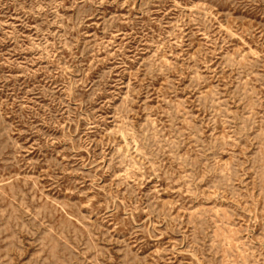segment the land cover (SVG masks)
Returning <instances> with one entry per match:
<instances>
[{
	"label": "rangeland",
	"instance_id": "1",
	"mask_svg": "<svg viewBox=\"0 0 264 264\" xmlns=\"http://www.w3.org/2000/svg\"><path fill=\"white\" fill-rule=\"evenodd\" d=\"M0 264H264V0H0Z\"/></svg>",
	"mask_w": 264,
	"mask_h": 264
}]
</instances>
